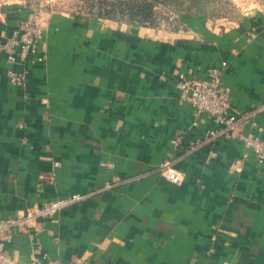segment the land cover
I'll return each instance as SVG.
<instances>
[{
    "label": "crops",
    "instance_id": "crops-1",
    "mask_svg": "<svg viewBox=\"0 0 264 264\" xmlns=\"http://www.w3.org/2000/svg\"><path fill=\"white\" fill-rule=\"evenodd\" d=\"M231 1V17L181 13L175 29L47 10L43 62L0 52V219H19L5 243L16 264H264V162L207 139L218 125L172 82L225 61L238 128L264 139V0ZM27 12L0 5V41Z\"/></svg>",
    "mask_w": 264,
    "mask_h": 264
},
{
    "label": "built area",
    "instance_id": "built-area-1",
    "mask_svg": "<svg viewBox=\"0 0 264 264\" xmlns=\"http://www.w3.org/2000/svg\"><path fill=\"white\" fill-rule=\"evenodd\" d=\"M26 16L19 22L17 28L0 41V52L4 53L9 63L21 62L22 64L43 62L44 53L37 51V43L41 36V21L47 12L41 5L27 6ZM226 62L208 69L205 77H187L182 72H177L173 77V86L180 103H188L197 114L209 116L218 126L209 129L207 139L223 136L229 140H239L245 147L251 149L256 165L264 162V139L253 133H242L238 128L242 117L231 110L230 88L223 84L222 75L226 69ZM6 77L10 83L20 84L25 80V72H16L9 69ZM247 154L243 153L233 161L232 167L240 172L243 168ZM162 171L172 182H182L181 173L175 170L170 163L162 165ZM80 195H72L66 200H56L43 208L40 215L49 214L56 209L81 199ZM35 215H30L27 223L37 229ZM18 218L0 219V264H16L8 254L5 243L10 240V228L18 222ZM29 264H39L31 261Z\"/></svg>",
    "mask_w": 264,
    "mask_h": 264
},
{
    "label": "rangeland",
    "instance_id": "rangeland-1",
    "mask_svg": "<svg viewBox=\"0 0 264 264\" xmlns=\"http://www.w3.org/2000/svg\"><path fill=\"white\" fill-rule=\"evenodd\" d=\"M144 2L152 4L151 17L145 23L168 29L177 28L181 13H205L228 18L236 13L231 0H0V5H41L47 10L96 17L112 11L117 19H125L128 5H143Z\"/></svg>",
    "mask_w": 264,
    "mask_h": 264
},
{
    "label": "trees",
    "instance_id": "trees-1",
    "mask_svg": "<svg viewBox=\"0 0 264 264\" xmlns=\"http://www.w3.org/2000/svg\"><path fill=\"white\" fill-rule=\"evenodd\" d=\"M144 3L145 4L143 5H128L127 7L128 16L125 19H117L115 15L112 14V11H107L106 14L98 17L118 20L125 23H131L137 25L152 26L145 23L151 17L152 4L151 2H144ZM121 12L124 13V10H121Z\"/></svg>",
    "mask_w": 264,
    "mask_h": 264
}]
</instances>
